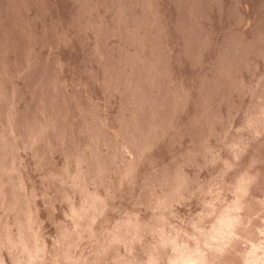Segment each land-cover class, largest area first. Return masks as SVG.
<instances>
[{"label": "rangeland", "instance_id": "1", "mask_svg": "<svg viewBox=\"0 0 264 264\" xmlns=\"http://www.w3.org/2000/svg\"><path fill=\"white\" fill-rule=\"evenodd\" d=\"M183 255L264 264V0H0V264Z\"/></svg>", "mask_w": 264, "mask_h": 264}, {"label": "bare ground", "instance_id": "2", "mask_svg": "<svg viewBox=\"0 0 264 264\" xmlns=\"http://www.w3.org/2000/svg\"><path fill=\"white\" fill-rule=\"evenodd\" d=\"M124 145H125V143H124ZM242 145H243V144H242ZM127 152H128V150H127ZM127 152H126V153H127ZM128 154H129V153H128ZM130 157H131V156H130ZM239 187H240V186H239ZM176 198H177V197H176ZM180 198H181V197H180ZM176 200H177V199H176ZM173 201H174V199H173ZM184 201H185V200H184ZM175 203H176V202H175ZM178 203H179V201H178ZM231 207H232V206H231ZM231 209H232V208H231ZM229 212H230V211H229ZM227 213H228V212H227ZM228 214H230V213H228ZM231 214H232V213H231ZM228 216H229V215H228ZM230 216H231V215H230ZM95 217H96V216H95ZM98 217H99V216H98ZM219 217H221V215H220ZM230 218H231V217H230ZM230 218H229V219H230ZM232 218H233V217H232ZM94 219H95V218H94ZM98 219H99V218H98ZM229 219H228V220H229ZM232 220H234V219H232ZM214 221H215V220H214ZM218 221H219V219H218ZM221 221H222V220H220V222H221ZM216 222H217V221H216ZM223 222H224V221H223ZM223 222H222V223H223ZM233 222H234V221H233ZM90 223H92V222H90ZM234 223H235V222H234ZM217 224H218V223H217ZM232 224H233V223H232ZM235 224H236V223H235ZM88 225H89V224H88ZM218 225H219V224H218ZM238 225H239V224H238ZM243 225H244V224H243ZM98 226H99V225H98ZM225 226H227V223L225 224ZM236 226H237V224H236ZM88 227H89V226H88ZM94 227H95V226H94ZM101 227H102V226H101ZM223 227H224V225H223ZM230 227H231V226H230ZM233 227H235L234 224H233ZM239 227H240V226H239ZM77 228H78V231H76V232H77L78 235L81 237V236L83 235V229H84V228L86 229L87 226L83 228L82 225L79 224V225H77ZM77 228H76V229H77ZM91 228H92V227H91ZM221 228H222V227H221ZM236 228H237V227H235V230H236ZM8 229H9V228H8ZM85 229H84V231H85ZM224 229H225V228H224ZM229 229H230V228H229ZM238 229H239V228H238ZM89 230H90V229H89ZM95 230H96V227H95ZM73 231H74V230H73ZM86 231H87V230H86ZM225 231H226V230H225ZM229 231H230V230H229ZM76 232H75V233H76ZM92 233H93V232H92ZM84 234H85V233H84ZM88 234H89V233H88ZM73 236H74V235H73ZM75 236H76V234H75ZM75 236H74V238H75ZM79 236H78V237H79ZM262 236H263V235H262ZM78 237H77V238H78ZM90 237H91V236H90ZM260 237H261V236H260ZM81 239H82V238H81ZM219 239H220V238H219ZM249 239H250V238H249ZM262 239H263V238H262ZM132 240H133V239H132ZM220 240H221V239H220ZM130 241H131V240H130ZM78 242H79V241H78ZM82 242H83V241H82ZM132 242H133V241H132ZM215 242H216V241H215ZM218 242H219V241H218ZM216 243H217V242H216ZM241 243H242V242H241ZM217 244H220V243H217ZM11 245H12V244H11ZM72 245H73V244H72ZM214 246H215V245H214ZM72 247H73V246H72ZM9 249H10V247H9ZM256 249H257V248H256ZM10 251H11V250H10ZM10 251H8V252H10ZM179 252H181V251H179ZM184 253H185V252H184ZM67 254H68V253H67ZM176 254H177V253H176ZM176 254H175V255H176ZM177 255H178V254H177ZM188 255H189V254H188ZM196 255H197V254H196ZM174 257L176 258V256H174ZM177 257H178V256H177ZM194 257H195V256H194ZM25 259H26V258H25ZM25 259H24V260H25ZM27 259H29V258H27ZM27 259H26V260H27ZM63 259H65V258H63ZM21 260H22V259H21ZM24 260H23V262H24ZM172 260H173V259H172ZM178 260H179V259H178ZM196 260H199V258L196 259V258H193V256H188V257H187V255H186V256L183 255V256H181V258H180V263H181V264H192V263L195 262ZM28 261H29V260H27V262H28ZM31 261H32V260H31ZM21 262H22V261H21ZM27 262H26V263H27ZM65 262H66V261H65ZM151 262H152V260H151ZM200 262H201V261H200ZM26 263H25V264H26ZM175 263H176V262H175ZM195 263H196V262H195ZM197 263H198V262H197ZM23 264H24V263H23ZM62 264H63V263H62ZM148 264H149V263H148ZM153 264H154V263H153ZM199 264H200V263H199Z\"/></svg>", "mask_w": 264, "mask_h": 264}]
</instances>
